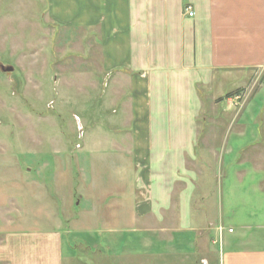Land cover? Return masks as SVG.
<instances>
[{
    "label": "crops",
    "instance_id": "0c3cea01",
    "mask_svg": "<svg viewBox=\"0 0 264 264\" xmlns=\"http://www.w3.org/2000/svg\"><path fill=\"white\" fill-rule=\"evenodd\" d=\"M39 2L50 27L93 49L83 80L95 95L77 101L82 142L50 153L30 107V159L0 163L13 177L0 189V264H264V207L236 205L261 193L254 163L215 175L198 126L217 76L264 68V0Z\"/></svg>",
    "mask_w": 264,
    "mask_h": 264
},
{
    "label": "rangeland",
    "instance_id": "374dc122",
    "mask_svg": "<svg viewBox=\"0 0 264 264\" xmlns=\"http://www.w3.org/2000/svg\"><path fill=\"white\" fill-rule=\"evenodd\" d=\"M45 9L39 0H0V63L15 69L11 73L0 71V163L19 157L18 153L22 159H30V146L38 141L29 134L30 107L33 109L31 126L34 123L33 127L46 132L40 136L45 144L39 148L47 145L46 152L50 153L53 146H74L82 142L74 115H80L79 98L95 95L91 87H86L84 92L83 78L88 75L93 78L91 64L97 57L78 32L64 31L54 24L50 27L45 21ZM35 82L40 88L35 87ZM202 95L198 117V126L204 132L199 141L200 159L211 164L212 171L219 176L230 165L236 167V160L253 162L261 193L249 204L236 205L258 213V208L264 207V68L222 72ZM61 96L67 98L64 106H56V112L50 110L55 105H47L50 98H56L59 105ZM40 97L44 100L40 101ZM92 104L91 99L89 105ZM36 108L40 111L37 115L43 111L44 116H34ZM10 171L6 166L0 167V189L8 192L13 183ZM213 194L217 195L215 188ZM21 211V217L27 219L28 214L24 215L23 208ZM217 229L223 231L221 225ZM76 249L82 253L79 246ZM98 249L107 253L101 245Z\"/></svg>",
    "mask_w": 264,
    "mask_h": 264
},
{
    "label": "built area",
    "instance_id": "2783aa9c",
    "mask_svg": "<svg viewBox=\"0 0 264 264\" xmlns=\"http://www.w3.org/2000/svg\"><path fill=\"white\" fill-rule=\"evenodd\" d=\"M184 12H185L186 15H188V16H192V15H193V11H192V9H191L190 6H186V7L184 8ZM221 231H222V230H219V239H218V243H220V241H221ZM229 231H231V230L229 229Z\"/></svg>",
    "mask_w": 264,
    "mask_h": 264
},
{
    "label": "water",
    "instance_id": "95a60500",
    "mask_svg": "<svg viewBox=\"0 0 264 264\" xmlns=\"http://www.w3.org/2000/svg\"><path fill=\"white\" fill-rule=\"evenodd\" d=\"M2 69H4V70H7V71H8V70H12L13 68H12L11 66H6V67H3V66H2Z\"/></svg>",
    "mask_w": 264,
    "mask_h": 264
}]
</instances>
